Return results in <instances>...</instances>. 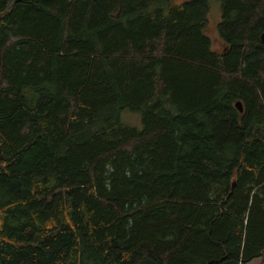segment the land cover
Wrapping results in <instances>:
<instances>
[{
  "label": "trees",
  "instance_id": "16d2710c",
  "mask_svg": "<svg viewBox=\"0 0 264 264\" xmlns=\"http://www.w3.org/2000/svg\"><path fill=\"white\" fill-rule=\"evenodd\" d=\"M220 1L217 52L208 0H0V264H264V0Z\"/></svg>",
  "mask_w": 264,
  "mask_h": 264
},
{
  "label": "rangeland",
  "instance_id": "374dc122",
  "mask_svg": "<svg viewBox=\"0 0 264 264\" xmlns=\"http://www.w3.org/2000/svg\"><path fill=\"white\" fill-rule=\"evenodd\" d=\"M174 4H179L185 0H175ZM210 10L208 15V24L206 28V33L209 35V38L212 40V46L215 51L221 52L224 49L225 45L222 39L219 37L218 33V23L221 22L222 19V10H221V1L220 0H208ZM114 110L117 111V115L119 116L120 121L133 128L142 130L143 123H142V114L140 111H132L129 109H119L115 108ZM99 125H96L92 130L98 129ZM261 259H257L252 261L249 264H261Z\"/></svg>",
  "mask_w": 264,
  "mask_h": 264
},
{
  "label": "water",
  "instance_id": "95a60500",
  "mask_svg": "<svg viewBox=\"0 0 264 264\" xmlns=\"http://www.w3.org/2000/svg\"><path fill=\"white\" fill-rule=\"evenodd\" d=\"M260 36H261V42L264 44V32ZM235 107L238 108L241 113L243 112V106L241 102H237Z\"/></svg>",
  "mask_w": 264,
  "mask_h": 264
}]
</instances>
